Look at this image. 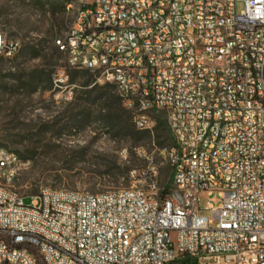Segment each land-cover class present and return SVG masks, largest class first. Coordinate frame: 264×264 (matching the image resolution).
Wrapping results in <instances>:
<instances>
[{"label": "built area", "instance_id": "1", "mask_svg": "<svg viewBox=\"0 0 264 264\" xmlns=\"http://www.w3.org/2000/svg\"><path fill=\"white\" fill-rule=\"evenodd\" d=\"M61 2L66 65L110 84L138 130L164 120L170 179L150 163L129 187L25 205L29 161L0 146V264H264V0ZM20 47L0 29V61ZM67 80L52 74L58 97Z\"/></svg>", "mask_w": 264, "mask_h": 264}, {"label": "rangeland", "instance_id": "2", "mask_svg": "<svg viewBox=\"0 0 264 264\" xmlns=\"http://www.w3.org/2000/svg\"><path fill=\"white\" fill-rule=\"evenodd\" d=\"M69 22L61 0H0V29L21 42L14 56L0 61V146L29 161L13 183L23 203L43 188L89 194L126 188L129 172L150 163L158 166L160 184L168 185L171 168L162 153L173 141L164 120L151 115V128L138 130L110 84L90 72L85 83L81 70L66 65L54 41L63 39ZM61 68L68 80L58 97L52 74ZM208 203L217 205L216 196L201 193L204 216Z\"/></svg>", "mask_w": 264, "mask_h": 264}, {"label": "trees", "instance_id": "3", "mask_svg": "<svg viewBox=\"0 0 264 264\" xmlns=\"http://www.w3.org/2000/svg\"><path fill=\"white\" fill-rule=\"evenodd\" d=\"M32 50V49H31ZM81 72L83 73V75L84 76H87V80L85 81V83H87V82H89V80H90V78H91V74L87 71V70H81ZM37 77H41V74H38V75H36ZM47 79H48V82H50V78H48L47 77ZM18 86V85H17ZM16 86V87H17ZM105 97V100L106 101H109V97L108 96H104ZM114 101H116V103H118V105H120V106H122V104H121V101H120V99L118 98V96L116 95L115 97H114ZM107 108H109V109H112L111 108V106H110V104L107 102ZM123 107V106H122ZM120 109V111L122 110V112H124L125 113V110H123V108L121 109V107L119 108ZM164 126H165V124H164ZM165 128H166V126H165ZM156 129V128H155ZM148 132V131H147ZM167 136H169L170 137V135H169V133H168V131H167ZM175 262H178V263H180V264H195L192 260H190L189 258H187V257H183V258H181V259H179V260H177V261H175ZM175 262H173V263H171V264H174Z\"/></svg>", "mask_w": 264, "mask_h": 264}]
</instances>
